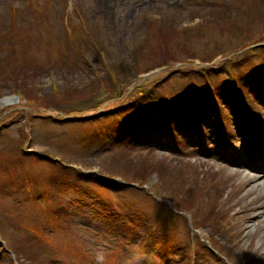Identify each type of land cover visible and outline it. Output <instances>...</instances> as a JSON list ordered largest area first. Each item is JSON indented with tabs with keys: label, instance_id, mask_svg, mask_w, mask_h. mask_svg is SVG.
Here are the masks:
<instances>
[{
	"label": "rangeland",
	"instance_id": "rangeland-1",
	"mask_svg": "<svg viewBox=\"0 0 264 264\" xmlns=\"http://www.w3.org/2000/svg\"><path fill=\"white\" fill-rule=\"evenodd\" d=\"M5 37L15 40L16 53L5 60L7 48L0 45V101L14 96L17 102L0 104V264H88L87 257L89 264H139L140 245L159 243L168 223L167 264H190L194 256L199 264H224L213 255L210 262L199 239L231 264H264V157L256 134L264 130V48L230 55L264 42V0H0V41ZM205 62L213 69L195 74L196 64ZM175 65L180 69L170 72ZM254 67L263 69L260 81L243 82ZM189 68L193 72L183 73ZM237 80L246 88L252 126L236 105ZM187 90L207 109L196 113L201 137L176 113L185 107L165 108L176 115L173 142L165 127L153 128L162 114L149 96L165 103L182 100ZM214 90L222 96L226 142L233 148L220 149L225 135L209 109ZM38 106L48 110L24 109ZM102 106L118 110L103 117ZM127 110L132 119L149 118L150 131L146 137L135 130L141 138L130 132L138 141L126 145L100 128ZM69 114L80 118L65 119ZM244 136L254 140L250 147ZM76 169L91 171L89 180H78ZM101 173L152 196L134 195L119 181L103 188ZM86 187L93 199L83 200ZM98 195L130 216L110 218L106 231L107 222L86 210L98 206L88 204ZM81 199L87 207L76 203ZM254 204L260 209L245 211ZM139 209L145 215L131 225Z\"/></svg>",
	"mask_w": 264,
	"mask_h": 264
},
{
	"label": "trees",
	"instance_id": "trees-1",
	"mask_svg": "<svg viewBox=\"0 0 264 264\" xmlns=\"http://www.w3.org/2000/svg\"><path fill=\"white\" fill-rule=\"evenodd\" d=\"M14 42H15L14 39H9L7 37L1 38V41H0L1 47H6L7 48V50L5 49L6 50L5 51L6 52V54H5L6 59L5 60H8L12 56H15L16 49L13 48V47H11ZM253 51H254V49H253ZM235 59H237V58H234L233 62L235 61ZM2 60L4 61V59H2ZM209 70H211V68H205V69H202V70L197 71L196 73L197 74H206V72H209ZM253 71H254V69H253ZM254 76L255 77L259 76V73H254L253 76H252V78H251V81L253 80V77ZM248 81H249V79L248 80H243V82H248ZM238 82L240 83V80ZM189 92H190V90H187L185 92L184 98L187 99L190 103L192 101V105L195 107L196 105L193 103V101L196 100L197 97H199V96H198V94H196V92L191 93L190 94L191 97L192 96L196 97L194 99H191L190 96H189V94H188ZM149 97L151 98V100H153V103L158 107V109L160 108L163 111H165V108H169V107H171V109H176L177 108L175 106L176 102H173V100H175V99H173L172 97H169V98L166 99V103H165L166 106L164 105L163 101L161 99H159L158 95L157 96H154V97H152V96H149ZM220 98L221 97L219 96V94H217L216 95V100L219 101ZM210 102H212L211 101V98H210ZM188 109H190V113H191L192 112L191 108L188 107ZM188 109L186 110V108H185V109H183V111L181 109H179L180 111L178 112V116L179 117L181 116V117H183V119H186L187 122H188V124L190 125L191 123L194 122V120L192 119L191 114L189 115V110ZM116 110H118V109H115V111ZM128 110L125 111L123 113V115H122V111H121V115L118 116V117H113V116H115V114L112 113L113 116H111V117H113L112 119H114V122H111L110 125H108L109 128L107 126H105L104 127V132H108L107 129H109V132L108 133H113L115 139L121 140L122 138L129 137L130 135H128V134L130 132H132V133H139V132H137L135 130H143L145 132L146 137H147L149 135V133H146V129H147V127H148L149 124H148V122L146 120L149 119V118H146V119H139V118L132 119V117L128 115ZM151 112H152L151 119L154 120V118H152V117L155 116L153 109L151 110ZM175 116L168 115V118L173 121L174 118H175ZM165 125H166V123H165ZM192 129H193V127H192ZM170 130L172 131L173 129H170ZM139 134L140 135H139L138 138H141L143 136V134L142 133H139ZM80 176L81 177H84L85 176V178H87V174L80 175ZM100 179L107 181L105 178H100ZM79 180L82 181L83 178H80ZM102 185H103V188H107L106 185L99 184V186H102ZM115 186H117V185H115ZM129 189H132L134 191L133 192L134 195L139 194V193L143 194L142 192L144 191V189L142 187H140V186L139 187H134L133 186V187H130ZM146 196L149 197L151 195L146 192ZM96 203H97L98 207H100V213H101V215H104V216L106 215V217L109 216V215H111V216H114L115 218L124 220V219H127L128 216H130V214H129L130 212L129 211H127L125 213L123 211H118L116 209V206H115V211L112 210L111 209L112 208V205L109 202H107V201H99V202H96ZM79 204L80 203H78V205ZM144 211L145 210H143V209H139L136 212H133L134 221H132V223L140 220L141 217L143 215H145L144 214Z\"/></svg>",
	"mask_w": 264,
	"mask_h": 264
},
{
	"label": "bare ground",
	"instance_id": "bare-ground-1",
	"mask_svg": "<svg viewBox=\"0 0 264 264\" xmlns=\"http://www.w3.org/2000/svg\"><path fill=\"white\" fill-rule=\"evenodd\" d=\"M15 102H17V99L14 97V96H9V97H5V98H3L1 101H0V104L1 105H4V104H12V103H15ZM103 107H105V106H102L101 108H99V109H103ZM250 180L251 181H253V182H257V177L256 176H252V177H250ZM260 187H262L261 185H260ZM256 209H260V206L258 205V204H254V205H252V206H250L249 208H247V210H245V211H251V210H256ZM262 215V211H259V212H257L256 214H254V218L255 217H260ZM264 220V219H263ZM256 227L257 226H255V229H256Z\"/></svg>",
	"mask_w": 264,
	"mask_h": 264
},
{
	"label": "water",
	"instance_id": "water-1",
	"mask_svg": "<svg viewBox=\"0 0 264 264\" xmlns=\"http://www.w3.org/2000/svg\"><path fill=\"white\" fill-rule=\"evenodd\" d=\"M258 44H261V43H258ZM138 83L132 85L128 90H131L134 86H136ZM25 110H30V111H42V110H47L45 108H40V107H32V108H28V107H25L24 108ZM70 118H77V117H72V115H66L65 116V119H70Z\"/></svg>",
	"mask_w": 264,
	"mask_h": 264
}]
</instances>
